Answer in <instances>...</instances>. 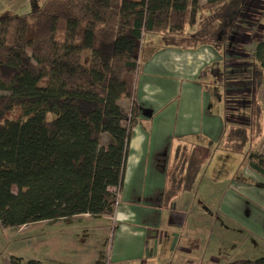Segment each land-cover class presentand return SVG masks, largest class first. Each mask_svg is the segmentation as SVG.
Returning a JSON list of instances; mask_svg holds the SVG:
<instances>
[{"label": "trees", "instance_id": "obj_1", "mask_svg": "<svg viewBox=\"0 0 264 264\" xmlns=\"http://www.w3.org/2000/svg\"><path fill=\"white\" fill-rule=\"evenodd\" d=\"M249 1L44 0L32 7V35L24 15L0 16V225L112 214L137 119L141 52L156 49L145 36L154 33L163 46L217 48ZM254 59L251 99L264 82V38ZM231 129L245 139V128ZM248 165L264 177V152L249 153ZM201 167L194 151L176 147L167 199L189 191ZM8 264L61 263L11 255ZM221 264H264V256Z\"/></svg>", "mask_w": 264, "mask_h": 264}, {"label": "rangeland", "instance_id": "obj_2", "mask_svg": "<svg viewBox=\"0 0 264 264\" xmlns=\"http://www.w3.org/2000/svg\"><path fill=\"white\" fill-rule=\"evenodd\" d=\"M43 1L0 0V16L24 15L28 35H32L36 23V12L32 7ZM205 1L200 0V3ZM254 2L258 4L257 10H253ZM117 3L118 0H112L114 7ZM243 10L244 14L238 17L228 33L229 46L224 48L228 53L221 60V76H218L217 66L209 67L205 70L209 73L207 78L201 82L211 97L212 111L225 112L229 126L221 147L210 146L209 159L207 150L201 154L207 162L198 175L197 182L202 179L200 185L194 193L178 199L182 205L178 209L185 214L180 232L176 231L181 235L177 244L183 251L153 257L147 255L140 259L129 256L128 259H135L128 261L129 264H221L228 260L264 256V177L248 165L249 153L264 152V82L253 99L248 93L250 71L256 65L254 48L264 38V0H251ZM16 23L15 19L11 20L10 33ZM62 33L59 28L57 39H61ZM145 40L155 44L160 42L154 33L147 34ZM149 50L147 47L142 49L140 63L150 54ZM121 105L126 108V101L121 100ZM257 106L261 108L259 113ZM16 115V112L10 113L9 117ZM238 126L245 128V139L231 129ZM227 133L233 135V140H229ZM53 223L39 221L5 231L0 226V264L3 260L8 264L11 255L61 264H84L80 260L85 261L86 256H80L79 249H70L66 241L46 240L52 237ZM166 243L169 245V239L164 238L162 248ZM100 245L103 255L92 264H111V237L101 240ZM187 250H191L188 255Z\"/></svg>", "mask_w": 264, "mask_h": 264}, {"label": "crops", "instance_id": "obj_3", "mask_svg": "<svg viewBox=\"0 0 264 264\" xmlns=\"http://www.w3.org/2000/svg\"><path fill=\"white\" fill-rule=\"evenodd\" d=\"M153 44L156 49L140 63L136 74L133 99L137 119L132 125L116 208L112 214L85 213L54 221L52 237L46 239L66 241L70 249H79L80 256H86L85 261L79 257L80 263H96L103 255L100 242L108 237L111 264H129L135 260L129 256L140 259L182 252L177 242L185 214L178 209L182 207L179 197L194 193L202 179L197 182V177L189 191L167 199L173 152L176 147L194 151L203 168L207 160L201 154L207 150L209 159L210 146L221 147L229 126L225 112L212 111L211 97L201 83L209 74L206 68L217 66L221 76L228 37L217 48L205 44L185 48ZM123 100L129 110L132 102ZM164 238L169 239V245L162 248ZM190 252L187 250V255ZM2 263L6 264L4 260Z\"/></svg>", "mask_w": 264, "mask_h": 264}, {"label": "built area", "instance_id": "obj_4", "mask_svg": "<svg viewBox=\"0 0 264 264\" xmlns=\"http://www.w3.org/2000/svg\"><path fill=\"white\" fill-rule=\"evenodd\" d=\"M118 202H119V198H118V195H117V204H118ZM117 204H116V206H117ZM116 208V207H115Z\"/></svg>", "mask_w": 264, "mask_h": 264}]
</instances>
